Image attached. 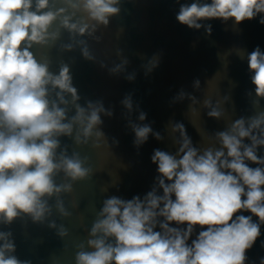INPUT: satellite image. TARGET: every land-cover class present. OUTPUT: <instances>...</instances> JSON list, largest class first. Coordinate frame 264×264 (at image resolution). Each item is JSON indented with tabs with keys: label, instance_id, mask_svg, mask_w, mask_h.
<instances>
[{
	"label": "clouds",
	"instance_id": "clouds-1",
	"mask_svg": "<svg viewBox=\"0 0 264 264\" xmlns=\"http://www.w3.org/2000/svg\"><path fill=\"white\" fill-rule=\"evenodd\" d=\"M120 4L121 0H0V225L28 217L36 224L47 222L61 238L67 236L63 225L58 228L49 219L53 207L69 216L62 196L71 193L76 182L88 179L92 170L86 166L87 157L69 154L61 138L77 145H87L93 138L99 141L106 137L101 116L113 113L102 101L82 106L70 65L61 63L53 72L50 60L38 59L32 49L51 48L66 32L70 42L61 50L79 47L84 59L95 62L83 38L99 42L97 31L120 14ZM257 18L264 25V0H192L181 3L176 15L181 25L205 27L208 35L212 29L205 21L231 20L238 26ZM246 59L254 103L259 106L264 99V51L257 46ZM127 64L125 58L109 72L120 74ZM155 66V59L149 61L148 71ZM126 78L132 81L134 74ZM193 87L200 89L198 79ZM185 98L191 105L199 103L183 90L175 100ZM121 103L131 114V96ZM203 105L209 118H222L219 103L205 99ZM138 120L145 121L146 113L141 111ZM129 127L137 148L150 135L163 139L149 124L129 120ZM171 132L178 134V151H153L151 162L158 176L152 189L143 198H105L86 244L78 245L75 264H245L246 252L264 225V155H258L264 148V111L232 121L212 135L213 144L206 148L193 146L183 123L172 124ZM61 174L65 183L56 182ZM197 226L200 230L191 239ZM15 252L13 233L0 231V264H31Z\"/></svg>",
	"mask_w": 264,
	"mask_h": 264
},
{
	"label": "water",
	"instance_id": "water-1",
	"mask_svg": "<svg viewBox=\"0 0 264 264\" xmlns=\"http://www.w3.org/2000/svg\"><path fill=\"white\" fill-rule=\"evenodd\" d=\"M191 2L121 0L120 14L111 18L107 28L100 27L97 31L99 42L83 38L95 62L84 59L79 47L72 52L61 50L62 44L70 42L66 32L51 48L33 47L38 59L50 60L53 72L58 71L61 63L70 65L73 85L78 89L82 106L86 101H102L105 109L113 114L101 116V130L106 137L99 141L93 138L87 145H77L70 138H61L69 154L78 152L81 157H87L86 166L92 170L88 179L76 182L73 191L62 196L69 216H61L53 207L49 219L55 220L58 228L63 225L67 236L61 238L47 222L36 224L28 217L17 219L10 226L0 225V231L13 233L18 259L29 260L31 264H75L78 245L86 244L88 230L105 198H143L152 189L158 176L157 166L151 162L153 151L160 149L170 154L178 151L175 143L178 134L171 132L172 124L183 123L193 146L206 148L213 144L212 135L223 131L232 121L264 111V99L259 106L254 103V86L246 59V54L257 46L264 51V25L258 18L238 26L231 20L227 23L205 21L203 23L210 24L212 29L208 35L205 27L190 29L176 20L180 4ZM125 58L128 60L126 70L111 74L109 69ZM153 59L156 66L148 71L149 61ZM129 74H134L132 81L126 78ZM197 79L199 90L193 87ZM181 90L195 96L199 103L191 105L187 98L176 101ZM129 95L133 101L131 114L121 103ZM205 99L214 105L219 103L223 113L221 119L207 116ZM141 111L146 113L143 122L138 120ZM129 120L149 124L163 139L157 140L150 135L147 142L137 148ZM245 143L250 142L246 140ZM258 155H264V148L258 149ZM249 166L257 167L250 162ZM56 182L66 181L61 174ZM51 203L54 205V201ZM253 220L258 218L253 217ZM199 230L197 226L191 239H195ZM246 256L245 264H260V259L264 258V225L261 236Z\"/></svg>",
	"mask_w": 264,
	"mask_h": 264
}]
</instances>
